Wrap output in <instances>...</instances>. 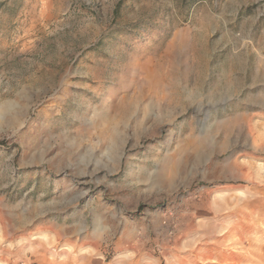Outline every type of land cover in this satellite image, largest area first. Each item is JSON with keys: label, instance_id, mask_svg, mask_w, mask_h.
Instances as JSON below:
<instances>
[{"label": "rangeland", "instance_id": "obj_1", "mask_svg": "<svg viewBox=\"0 0 264 264\" xmlns=\"http://www.w3.org/2000/svg\"><path fill=\"white\" fill-rule=\"evenodd\" d=\"M0 264H264V0H0Z\"/></svg>", "mask_w": 264, "mask_h": 264}, {"label": "trees", "instance_id": "obj_2", "mask_svg": "<svg viewBox=\"0 0 264 264\" xmlns=\"http://www.w3.org/2000/svg\"><path fill=\"white\" fill-rule=\"evenodd\" d=\"M188 1H190V2H192V3H194V5H196L198 2H200L201 0H186V2H188Z\"/></svg>", "mask_w": 264, "mask_h": 264}]
</instances>
